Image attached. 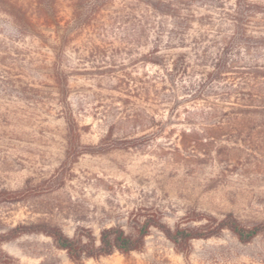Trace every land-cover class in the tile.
<instances>
[{"label":"rangeland","instance_id":"obj_1","mask_svg":"<svg viewBox=\"0 0 264 264\" xmlns=\"http://www.w3.org/2000/svg\"><path fill=\"white\" fill-rule=\"evenodd\" d=\"M24 2L34 5V0ZM58 2L54 12L46 8L45 13L52 30L62 35L84 0ZM123 2L115 0L110 10ZM110 12H104L100 23L102 46H81V37L66 43L64 69L70 77L64 93H57L41 59L13 63L2 73L6 83H0V234L19 224L41 222L59 226L71 237L79 226L98 234L103 227L125 225L138 207L160 210L171 226L191 209L216 216L233 213L245 225L264 223V157L251 163L225 162L217 153L220 146H211L209 155L179 150L185 124L172 120L163 133L160 125H143L141 118L146 114L156 122H170L169 107L151 104L137 91L129 93L111 76L96 75L95 66L117 73L128 67L134 77L145 70L157 71V66L142 61L151 46L127 44L125 39L132 36L106 24ZM3 27L12 33L9 24ZM180 52L162 50L158 55ZM188 99L180 96L178 101ZM70 112L77 115L80 126H91L81 132L76 146L69 144L65 116ZM117 120L119 139L145 136L143 145L106 151L101 139ZM172 129L175 132L169 134ZM3 249L18 264H74L44 236H24ZM84 264H264V240L244 245L225 232L219 238L194 241L181 253L154 230L142 252Z\"/></svg>","mask_w":264,"mask_h":264},{"label":"trees","instance_id":"obj_2","mask_svg":"<svg viewBox=\"0 0 264 264\" xmlns=\"http://www.w3.org/2000/svg\"><path fill=\"white\" fill-rule=\"evenodd\" d=\"M123 1L121 7L111 11L115 0H84L60 35L58 30H52L45 13L46 8L54 12L58 0H34L33 6L24 0H0V83H6L2 73H7L5 68L13 63L41 59L59 89L57 93H64L70 77L64 69L66 43L81 37V46H102L98 44L104 43L98 34L103 29L100 23L105 20L104 12L111 11L106 24L126 32L132 39L135 37L125 39L127 44L150 45L151 50L142 61L157 66V71L149 74L145 70L140 77H134L128 67L117 73L95 66L96 75L111 76L129 93L137 91L151 104L172 110L170 122H156L143 114V125H160L164 133L172 120L185 124L179 134V150L196 156L211 154L210 147L216 145L221 147L217 153L225 162L251 163L263 159L264 0ZM3 23L12 27L11 34L5 31ZM173 49L183 52L158 55L162 50ZM180 96L189 99L179 102ZM65 119L69 144L76 146L81 132H87L91 126H80L73 112ZM118 123L111 122L101 139V144L108 147L106 151L143 145L145 136L119 139ZM174 132L172 129L169 134ZM154 230L181 253L194 241L219 238L225 232L244 245L257 238L264 240V223L245 225L233 213L216 216L191 209L171 226L160 210L138 207L129 213L125 225L103 227L98 234L91 227L79 226L71 237L61 227L49 223L19 224L0 234V264L19 263L3 246L24 236L49 238L52 246L64 252L71 262L84 264L115 254L142 252Z\"/></svg>","mask_w":264,"mask_h":264}]
</instances>
